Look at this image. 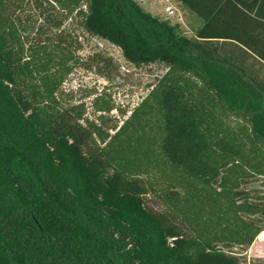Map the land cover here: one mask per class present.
<instances>
[{
  "label": "trees",
  "instance_id": "trees-1",
  "mask_svg": "<svg viewBox=\"0 0 264 264\" xmlns=\"http://www.w3.org/2000/svg\"><path fill=\"white\" fill-rule=\"evenodd\" d=\"M181 1L192 38L132 0H0V264H259L264 0ZM73 15L166 69L121 127L62 105Z\"/></svg>",
  "mask_w": 264,
  "mask_h": 264
},
{
  "label": "rangeland",
  "instance_id": "rangeland-1",
  "mask_svg": "<svg viewBox=\"0 0 264 264\" xmlns=\"http://www.w3.org/2000/svg\"><path fill=\"white\" fill-rule=\"evenodd\" d=\"M132 1L152 17L177 26L188 38L194 36L201 24L196 14L181 0ZM169 7L175 11L173 18L165 13ZM61 30L69 35L67 46L76 49L72 72L62 89L63 107L83 106L85 120L100 124L104 118L107 121L106 127L115 124L121 127L166 69L160 64L134 65L125 58L119 47L88 34L74 15L64 22ZM107 106H112V111L101 112L100 108ZM82 123L86 125L85 121ZM114 133L115 131H110V134ZM253 185L251 187L258 188L255 183ZM147 201L148 206L155 211L164 209L153 196ZM261 234L256 239L258 242L264 240ZM249 257L255 263L264 264V243L260 247L255 245Z\"/></svg>",
  "mask_w": 264,
  "mask_h": 264
},
{
  "label": "built area",
  "instance_id": "built-area-1",
  "mask_svg": "<svg viewBox=\"0 0 264 264\" xmlns=\"http://www.w3.org/2000/svg\"><path fill=\"white\" fill-rule=\"evenodd\" d=\"M165 13L170 18H173L175 16V11L171 7L166 8Z\"/></svg>",
  "mask_w": 264,
  "mask_h": 264
},
{
  "label": "crops",
  "instance_id": "crops-1",
  "mask_svg": "<svg viewBox=\"0 0 264 264\" xmlns=\"http://www.w3.org/2000/svg\"><path fill=\"white\" fill-rule=\"evenodd\" d=\"M258 239V238H257ZM259 240H255V242L253 243V245L251 246V249L249 250V252H248V257H249V253H251V250H252V248L256 245V247L258 246V247H260V245H262V243H264V242H258ZM249 259H251V257H249Z\"/></svg>",
  "mask_w": 264,
  "mask_h": 264
},
{
  "label": "bare ground",
  "instance_id": "bare-ground-1",
  "mask_svg": "<svg viewBox=\"0 0 264 264\" xmlns=\"http://www.w3.org/2000/svg\"><path fill=\"white\" fill-rule=\"evenodd\" d=\"M262 235L264 236V233H262L261 236H262ZM261 236H260V237H261ZM263 236H262V237H263ZM263 239H264V238H263Z\"/></svg>",
  "mask_w": 264,
  "mask_h": 264
}]
</instances>
